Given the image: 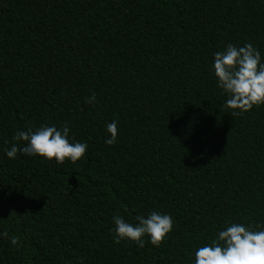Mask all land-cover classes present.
<instances>
[{
  "label": "trees",
  "instance_id": "1",
  "mask_svg": "<svg viewBox=\"0 0 264 264\" xmlns=\"http://www.w3.org/2000/svg\"><path fill=\"white\" fill-rule=\"evenodd\" d=\"M229 43L264 62V0H0V264H194L232 223L264 225V105L223 106ZM65 122L75 164L7 157ZM152 211L175 221L159 247L113 242L114 216Z\"/></svg>",
  "mask_w": 264,
  "mask_h": 264
},
{
  "label": "clouds",
  "instance_id": "2",
  "mask_svg": "<svg viewBox=\"0 0 264 264\" xmlns=\"http://www.w3.org/2000/svg\"><path fill=\"white\" fill-rule=\"evenodd\" d=\"M213 70L218 87L229 97L223 106L232 110V117L264 105V62H261V54L252 43L239 47L229 43L224 51L214 54ZM95 101V93L86 97V103L93 104ZM106 131L111 138L105 139V143L115 144L118 135L117 122L108 123ZM69 132L67 122L60 129L44 125L34 130L29 126L15 133V142L10 149H6V155L9 159H14L17 153H21L49 161L54 159L58 165L66 160L75 164L85 155L88 145L70 141ZM112 219L113 242L118 245L127 240L134 242L139 248L145 247V237L149 238L153 246L159 247L171 233L175 223L170 215L157 211L150 212L147 217L137 215L135 224L126 222L120 215ZM256 228L264 229V225H256L254 228L232 223L219 231L210 244L195 251L194 264H264V230ZM0 235L5 239L9 238L7 231ZM10 244L21 247V237L12 235ZM80 264H84L82 258Z\"/></svg>",
  "mask_w": 264,
  "mask_h": 264
}]
</instances>
